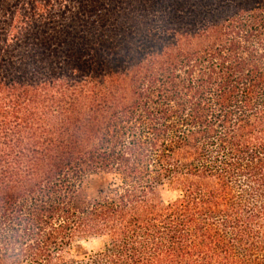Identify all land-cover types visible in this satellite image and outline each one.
<instances>
[{
  "label": "trees",
  "instance_id": "trees-1",
  "mask_svg": "<svg viewBox=\"0 0 264 264\" xmlns=\"http://www.w3.org/2000/svg\"><path fill=\"white\" fill-rule=\"evenodd\" d=\"M0 264H264V0H0Z\"/></svg>",
  "mask_w": 264,
  "mask_h": 264
},
{
  "label": "rangeland",
  "instance_id": "rangeland-1",
  "mask_svg": "<svg viewBox=\"0 0 264 264\" xmlns=\"http://www.w3.org/2000/svg\"><path fill=\"white\" fill-rule=\"evenodd\" d=\"M98 181L97 179L91 180V192H94L96 189ZM104 240L103 239H97V238H87L84 240H79L76 242L73 250H74V257L81 258L84 256H88L92 253L97 252L103 247Z\"/></svg>",
  "mask_w": 264,
  "mask_h": 264
}]
</instances>
